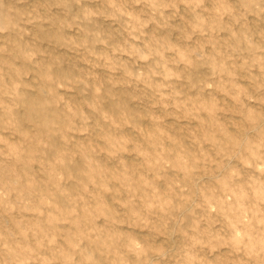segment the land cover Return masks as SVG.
Returning <instances> with one entry per match:
<instances>
[{
	"label": "rangeland",
	"instance_id": "1",
	"mask_svg": "<svg viewBox=\"0 0 264 264\" xmlns=\"http://www.w3.org/2000/svg\"><path fill=\"white\" fill-rule=\"evenodd\" d=\"M4 3L0 45L32 54H0V128L19 133L0 137V241L19 264H253L234 249L264 240V0ZM146 46L166 68L131 54ZM37 106L52 123L29 128ZM145 209L151 231L113 226Z\"/></svg>",
	"mask_w": 264,
	"mask_h": 264
},
{
	"label": "clouds",
	"instance_id": "2",
	"mask_svg": "<svg viewBox=\"0 0 264 264\" xmlns=\"http://www.w3.org/2000/svg\"><path fill=\"white\" fill-rule=\"evenodd\" d=\"M111 3V0H109ZM141 0H133V3H140ZM150 6L155 8V5L151 3V0H149ZM251 3H255V0H250ZM77 3H79V0H77ZM6 7L4 0H0V8ZM162 15V13H161ZM153 22L152 20L148 21ZM0 31H4V29H0ZM20 39H23V35L25 33L21 32L18 34ZM103 43V41H99ZM147 50L142 51L140 49L135 50L132 52V55H138L139 60H148L152 56H159L160 61L157 64L158 68H166V64L168 61L164 60L163 57V51H168V49L164 50H155L154 46H146ZM11 49V51H9ZM195 53H199L197 56L198 59L203 58V53L199 48L195 50ZM0 54H8V55H13L16 54V58L19 57H24L31 59L32 54L30 49H23L21 52H18V42L17 41H6L4 45H0ZM213 59H215L213 57ZM186 63L191 64L192 61L188 60ZM14 67V66H13ZM129 76H133V73H128ZM152 76L156 75H162L164 79L167 81L169 79L170 75H173L172 73H166V72H152L150 73ZM141 77L139 75H135V79H140ZM177 79H180V75L176 76ZM10 85V89L6 91L5 96L7 97L8 101L11 103L12 107L15 108L17 107V99L21 96V93L19 90L16 89V81L15 79H12L8 81ZM59 86V85H58ZM205 87H211V84H205ZM25 122L28 125L29 128H36L43 126L46 122L48 124H51L52 121L48 118V115L44 111V109L41 106L34 107L30 112L26 113L25 116ZM19 133L15 131V124L13 121H8L6 122L5 126L0 128V137L8 136L10 138L14 136H18ZM22 138V137H21ZM257 167V170L260 171L261 173H264V157L253 159L252 160V165ZM117 186L114 185V191ZM134 193L131 191H122L121 192V198H130L133 197ZM137 203L139 204V200H137ZM149 213L145 209L143 211L142 215H121L116 218L114 221L113 226L117 229L126 231V232H137L140 229L147 228L150 231L153 228V225L150 223H145L144 217L148 216ZM122 221V223H121ZM264 223V222H261ZM109 243H113L111 240H109ZM234 251L238 254H242L243 256L249 257L252 261L253 264L255 260L258 258L260 261V264H264V240H261L259 245H249L245 243L243 247H237L234 249ZM141 253H137V258L139 257ZM21 256V251L15 247L9 246L7 243H4L3 241H0V264H19Z\"/></svg>",
	"mask_w": 264,
	"mask_h": 264
}]
</instances>
